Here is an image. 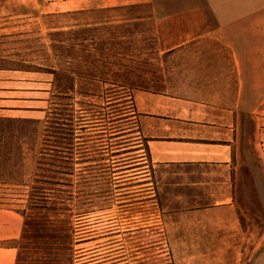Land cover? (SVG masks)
I'll use <instances>...</instances> for the list:
<instances>
[{
  "label": "rangeland",
  "instance_id": "rangeland-1",
  "mask_svg": "<svg viewBox=\"0 0 264 264\" xmlns=\"http://www.w3.org/2000/svg\"><path fill=\"white\" fill-rule=\"evenodd\" d=\"M102 1L0 0V118L39 120L0 131L10 169L0 173V209L22 218L15 264H264V132L239 114L237 219L164 211L133 106L136 91L221 92L181 85L200 74L167 72L232 64L213 41L177 47L210 27L204 3L167 0L185 7L174 14L146 0ZM36 167L70 174L35 178ZM34 181L50 189L45 198L28 197Z\"/></svg>",
  "mask_w": 264,
  "mask_h": 264
},
{
  "label": "crops",
  "instance_id": "crops-1",
  "mask_svg": "<svg viewBox=\"0 0 264 264\" xmlns=\"http://www.w3.org/2000/svg\"><path fill=\"white\" fill-rule=\"evenodd\" d=\"M195 1L204 3L211 15V25L200 34H187L189 38L177 47L191 41H213L229 51L232 64L171 68L167 72L181 70L182 73L200 74V77H193L200 79L199 83L189 80L181 85L221 92H214V96L206 92L203 99L197 100L183 92L136 91L133 106L140 133L147 139V153L162 209L221 213L237 219V164L234 159L239 114H247L252 120L255 136L264 132V124L258 123L264 121V16H255L264 12V1L256 5L259 8L246 0L241 3ZM146 2L153 8L172 10L174 14L185 9L167 0ZM183 21L189 26H203L199 20L187 18ZM174 85L180 84H167V87ZM260 148L264 169V142ZM21 230V216L0 209V264H15L14 242L19 239ZM259 261H264V253Z\"/></svg>",
  "mask_w": 264,
  "mask_h": 264
},
{
  "label": "trees",
  "instance_id": "trees-1",
  "mask_svg": "<svg viewBox=\"0 0 264 264\" xmlns=\"http://www.w3.org/2000/svg\"><path fill=\"white\" fill-rule=\"evenodd\" d=\"M104 9V8H103ZM108 9V8H105ZM76 12H81V11H76ZM61 75H63L65 78H72L74 76V73L72 71H66L64 69H61ZM62 97H67L68 93L64 92L60 94ZM126 98V97H125ZM63 115V113H61V111H59L58 113L55 114V118L53 120H57L56 123H53L52 129L56 132L58 131H62L63 130V126L61 123H59L60 120H62L61 116ZM39 120H34V119H8V118H0V131L6 130L8 127H11L12 124H16L18 127L19 125H33V124H38ZM70 132V131H68ZM0 147H2L0 145ZM4 148V147H3ZM10 171V169L6 168L5 166L1 165L0 163V173L2 172H7ZM34 177H42L41 173H49L51 172L52 174L55 175H61V176H66L69 175L70 170L68 168H63L60 171H55V170H41L39 168H35L34 170ZM41 181H34L32 185L29 186V191H28V197H30L31 199L37 198V199H41V198H45L46 194L48 193L47 191H50V189H48ZM2 184H0L1 186Z\"/></svg>",
  "mask_w": 264,
  "mask_h": 264
}]
</instances>
